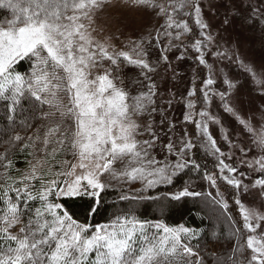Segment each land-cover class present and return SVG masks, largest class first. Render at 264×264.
I'll list each match as a JSON object with an SVG mask.
<instances>
[{
	"label": "snow or ice",
	"instance_id": "1",
	"mask_svg": "<svg viewBox=\"0 0 264 264\" xmlns=\"http://www.w3.org/2000/svg\"><path fill=\"white\" fill-rule=\"evenodd\" d=\"M109 4L0 0V264H264V0Z\"/></svg>",
	"mask_w": 264,
	"mask_h": 264
},
{
	"label": "rangeland",
	"instance_id": "2",
	"mask_svg": "<svg viewBox=\"0 0 264 264\" xmlns=\"http://www.w3.org/2000/svg\"><path fill=\"white\" fill-rule=\"evenodd\" d=\"M128 2L129 0H110L108 9L103 15H101L97 27L105 28V29L109 25H111L113 29L119 27V25H117L115 22L121 20L122 13L127 11L126 4ZM225 39L226 40L230 39L233 45H235L237 40H239L240 51L242 55L246 53L248 56L255 57L257 59H259L261 55H264V53L261 52L260 38L258 31L255 36H250L248 34H240V35L232 34L231 36H229V34H225ZM225 47H228V45H225ZM176 115L177 117H179L180 113L177 112ZM188 127L189 129L192 128L191 125H189ZM204 190H207L206 185L204 186ZM249 199H251V197Z\"/></svg>",
	"mask_w": 264,
	"mask_h": 264
},
{
	"label": "trees",
	"instance_id": "3",
	"mask_svg": "<svg viewBox=\"0 0 264 264\" xmlns=\"http://www.w3.org/2000/svg\"><path fill=\"white\" fill-rule=\"evenodd\" d=\"M3 151V148L0 147V152ZM196 159L199 160L202 164H207V167L209 169L212 168V163L209 161V158L205 157L203 155L202 152L197 151L196 153ZM19 167L23 168L25 167L23 160L21 159L19 162ZM79 202H77V206H78ZM202 207L201 205H193V203L191 202V200H189L188 203L186 204H182V205H178L177 209L173 211V213L171 214V216L168 219V223L172 226H175L176 223H183L189 227H194L196 225H200V219L197 216V208ZM111 211V209H109V212ZM203 212L206 215H211L212 214V209L211 207L208 208H204ZM108 213H103L101 216H98L96 219L98 222H104V220L106 219ZM149 216L152 215L151 212L148 213ZM233 215H236L235 210H233ZM223 229L225 230V232L227 231V225L223 224L222 225ZM209 247H212L211 245ZM217 250L219 251V246H216Z\"/></svg>",
	"mask_w": 264,
	"mask_h": 264
}]
</instances>
